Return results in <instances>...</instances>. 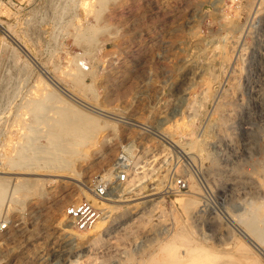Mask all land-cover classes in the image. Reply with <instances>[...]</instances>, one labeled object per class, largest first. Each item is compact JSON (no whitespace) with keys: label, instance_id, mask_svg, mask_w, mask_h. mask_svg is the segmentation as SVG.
Wrapping results in <instances>:
<instances>
[{"label":"rangeland","instance_id":"374dc122","mask_svg":"<svg viewBox=\"0 0 264 264\" xmlns=\"http://www.w3.org/2000/svg\"><path fill=\"white\" fill-rule=\"evenodd\" d=\"M0 20L26 47L0 29V264H140L175 228L219 264H264V0H0ZM26 95L91 127L37 125L11 158ZM102 176L129 201L98 198ZM25 178L41 191L12 192ZM84 200L101 217L77 230L64 211Z\"/></svg>","mask_w":264,"mask_h":264},{"label":"bare ground","instance_id":"6f19581e","mask_svg":"<svg viewBox=\"0 0 264 264\" xmlns=\"http://www.w3.org/2000/svg\"><path fill=\"white\" fill-rule=\"evenodd\" d=\"M103 3V2H102ZM104 10V9H103ZM102 10V11H103ZM99 11V10H98ZM101 11L97 12V14H99ZM101 14V13H100ZM0 29L3 30L4 32H7L8 34H10L12 36V38H14L16 41H18V43L22 46V48L26 49V47L21 43L19 42V40L12 34V32H10L6 27L5 25L3 24V22L0 20ZM3 45V44H2ZM4 47V46H3ZM10 47V46H9ZM12 49V48H11ZM10 49L11 52H13L12 50ZM12 54V53H11ZM14 54V53H13ZM10 56V55H9ZM16 56V55H15ZM18 57V56H16ZM17 59L19 58H16V61ZM76 62V61H75ZM79 61H77L78 63ZM16 63V62H14ZM13 63V64H14ZM71 63V62H70ZM12 64V63H11ZM73 64V63H72ZM75 65V64H74ZM25 66V65H24ZM27 66V65H26ZM69 66V64L67 65ZM73 67V66H72ZM76 68V66H75ZM82 70V69H81ZM19 71V70H18ZM23 71V69L21 70ZM83 72V71H82ZM19 73V72H18ZM25 73V72H24ZM48 73V72H47ZM73 74V73H72ZM18 75V74H16ZM55 75V74H54ZM75 75V74H74ZM56 76V75H55ZM20 79L21 77H23V75L19 76ZM52 77V76H51ZM57 77V76H56ZM17 78V77H15ZM55 78V77H53ZM79 78V77H78ZM82 78V77H81ZM20 79H18V83L16 85H14L13 89L16 88V91L20 89V87L22 86V84L20 83ZM57 79V78H56ZM58 82V81H57ZM56 83V82H55ZM60 84V83H59ZM46 86V85H45ZM8 86H6L7 88ZM45 89V88H44ZM7 91V90H6ZM11 91V89H10ZM8 91V92H10ZM12 92V91H11ZM15 92V90H14ZM31 92V91H30ZM4 93V92H3ZM53 94V91H48L47 92V96L50 97V95ZM7 93L4 94V96H6ZM32 95V94H31ZM3 96V94H2ZM3 96V97H4ZM41 101H39V99L33 97V96H24V99H23V103L21 104V107H22V111L21 112L19 110V112H15L14 115H17L19 114L18 116V124L22 127L23 129V137L22 138H17L14 142V145H16V150H15V153H14V156H10L11 158H18L20 157V155H22L23 153H25L26 151H34L35 150V146L34 148L32 147V141H33V137L30 136V132L32 130H34L37 125H41L40 129L43 128L42 130L45 131V132H51L52 128L55 127V122H57L58 125H64L65 127V133L67 135H75L76 133H79L81 131H84L85 129H88L91 127V125L89 123H78V122H72V123H69V125H66L65 126V122L62 123V121H57L56 119H54L47 111L45 113H39L38 112V108H39V104H40ZM56 104V103H55ZM9 105V104H7ZM58 106V105H57ZM55 106H53L54 108ZM59 108V107H58ZM5 110L7 111L8 109L5 107ZM77 110V109H74V111ZM99 125V124H98ZM52 127V128H51ZM100 127V126H99ZM95 128V127H94ZM97 128V127H96ZM99 133H98V130H95L93 129L92 131H90V133L86 136V140L85 141H89L90 139H93L95 137H98ZM162 137H164V141H166L170 146H172L176 152L178 153H181L183 155L186 156L185 153H183L184 150H182L180 148L179 145H177L176 143H174L171 139H169L167 136H165L164 134H161ZM49 140V139H48ZM60 139L58 140H54V145L55 144H58L57 142L59 141ZM76 140V139H75ZM60 142V141H59ZM62 146H65V142H62L60 143ZM182 150V151H181ZM185 152V151H184ZM186 158H189V157H186ZM120 159H117L116 162H115V167L113 168L115 171V169H119V168H122V167H125L128 165V167H135V165H137V161L136 159L134 158L130 164L128 163H124L123 160L119 161ZM118 172V171H117ZM117 172H113L112 173V176L111 177H116V173ZM111 175V171H110V174ZM104 177V176H102ZM101 177V179H102ZM105 178V177H104ZM116 179V178H114ZM7 178L5 177H0V201H1V196L3 194V189H4V184L6 182ZM108 180V179H107ZM110 180V181H109ZM108 182L112 183L113 180L109 179ZM99 181V180H98ZM160 181V180H159ZM46 182H49L46 181ZM109 183V184H110ZM42 184L43 182H39L37 180H31L28 179V178H25V179H18L17 182L12 186L11 188V191L12 192H15V191H18V190H22V191H25V192H32V193H37L39 191H41V188H42ZM108 184V183H107ZM170 188V187H168ZM124 192V191H123ZM121 198V197H120ZM123 198V197H122ZM106 200H109V201H115V202H125V201H129L127 198L126 199H119L118 198H106ZM195 200L196 199H190L189 202H187V207L188 206H192L195 204ZM97 204V203H96ZM194 215V214H193ZM251 215V214H250ZM254 215V213H253ZM252 215V216H253ZM257 216V215H256ZM259 216V215H258ZM254 218V217H253ZM237 219V218H236ZM240 219V218H239ZM244 220H247L245 219V217H243ZM232 220V219H231ZM238 220V219H237ZM239 221V220H238ZM256 221V220H255ZM240 223L241 220L239 221ZM97 223V222H96ZM236 223V222H235ZM248 223V222H247ZM252 223V222H251ZM246 224V223H245ZM253 225V223H252ZM128 226V225H127ZM245 226V225H244ZM247 227H248V224H247ZM246 227V228H247ZM256 228V226H254ZM129 228V226H128ZM249 228V227H248ZM123 229V228H122ZM241 229V228H240ZM250 229V228H249ZM261 229V228H260ZM114 230V229H113ZM243 230V229H242ZM254 230V229H253ZM252 230V231H253ZM262 230V229H261ZM123 233L122 235L123 236H126L129 229H125V230H122ZM121 231V232H122ZM125 231V232H124ZM250 233H253L255 231H251L249 230ZM111 232V231H110ZM109 232V233H110ZM126 233V235H125ZM245 235H247L249 237V235L247 234V232L245 230H243V232ZM113 234V233H112ZM169 234V233H168ZM255 234V233H254ZM106 235V234H105ZM129 235V234H128ZM127 235V236H128ZM257 235V231H256V234ZM114 236V235H113ZM264 236V235H263ZM116 237V236H115ZM119 237V236H118ZM257 237H259V235H257ZM121 238V237H120ZM127 238V237H126ZM251 238V237H250ZM256 238V236H255ZM125 239V238H123ZM89 240H91L93 242V244H100L102 241H101V238L100 236H91L89 238ZM253 240V239H252ZM256 240L259 241V239L257 238ZM262 241V237L260 239ZM259 241V242H261ZM254 242V245L256 247H260L259 243H257V241L253 240ZM158 245V244H157ZM202 244H197L196 242H194L192 240V238L188 235V233L186 231H184L183 229H180V228H175L172 233L169 235V237L164 241V242H161L160 246L158 249L152 251V253L148 256L147 259L143 260V261H140L139 263L140 264H219V261L221 260H217L215 259V252L214 251H211L210 250H206L203 246H201ZM263 245V244H262ZM114 247V246H113ZM261 248V247H260ZM151 252V251H150ZM219 251H217L218 253ZM219 254V253H218ZM220 255V254H219ZM223 255V254H222ZM222 255H221V258H222ZM89 258V257H88ZM218 258V256H217ZM90 259V258H89ZM223 259V258H222ZM225 259V258H224ZM223 259V260H224ZM230 259V258H229ZM87 260V259H86ZM222 260V261H223ZM89 261V260H88ZM220 261V262H222ZM231 261V260H230ZM230 264V263H229Z\"/></svg>","mask_w":264,"mask_h":264},{"label":"built area","instance_id":"2783aa9c","mask_svg":"<svg viewBox=\"0 0 264 264\" xmlns=\"http://www.w3.org/2000/svg\"><path fill=\"white\" fill-rule=\"evenodd\" d=\"M126 156V153H124ZM122 156V155H121ZM128 165L117 169L116 180L118 183L125 182L127 180V173L129 171ZM108 180L102 178L99 183L93 187V193L98 198H106L110 194V188L107 187ZM176 189L179 191L185 190L187 187L186 182L179 178L174 183ZM109 186V185H108ZM100 210V209H99ZM94 208L92 204L88 201H80L75 204L69 205L65 208L64 214L67 220L74 226L77 230L89 229L95 222L101 217L100 211Z\"/></svg>","mask_w":264,"mask_h":264}]
</instances>
